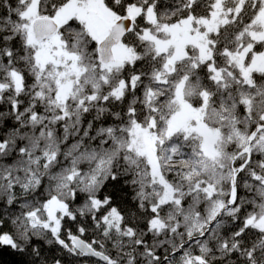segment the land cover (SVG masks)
Here are the masks:
<instances>
[{
    "label": "snow or ice",
    "instance_id": "6c2138e0",
    "mask_svg": "<svg viewBox=\"0 0 264 264\" xmlns=\"http://www.w3.org/2000/svg\"><path fill=\"white\" fill-rule=\"evenodd\" d=\"M3 252L264 264V0H0Z\"/></svg>",
    "mask_w": 264,
    "mask_h": 264
},
{
    "label": "trees",
    "instance_id": "16d2710c",
    "mask_svg": "<svg viewBox=\"0 0 264 264\" xmlns=\"http://www.w3.org/2000/svg\"><path fill=\"white\" fill-rule=\"evenodd\" d=\"M12 259H14V257H12L11 254L8 252H3L2 254H0V261L5 262V264L6 262L11 261Z\"/></svg>",
    "mask_w": 264,
    "mask_h": 264
}]
</instances>
